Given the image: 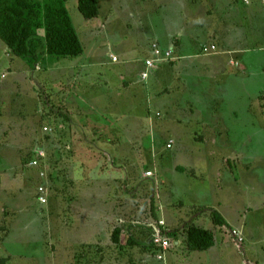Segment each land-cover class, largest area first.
I'll list each match as a JSON object with an SVG mask.
<instances>
[{
    "label": "rangeland",
    "instance_id": "obj_1",
    "mask_svg": "<svg viewBox=\"0 0 264 264\" xmlns=\"http://www.w3.org/2000/svg\"><path fill=\"white\" fill-rule=\"evenodd\" d=\"M65 1L91 65L86 82L83 74L80 77L81 85L92 81L97 93L113 92L105 80H126V71L133 64L123 67L124 73L108 64L94 68L95 63H108L117 55L143 61L148 54L146 47L149 44L152 49L154 44L151 39L161 34L180 35L181 43L173 55L174 63H167L170 70L164 74L169 78L167 83L166 79L162 83L158 81L157 87L149 90L152 104L145 111L144 106L136 104L138 100L143 101L144 88L136 98L132 96L135 89L127 88L131 93L125 99L122 117L129 130L122 131L119 142L112 133L114 124L105 126L110 130L107 132L111 140L116 141L114 145L120 144V148L116 150L100 142V132L105 127L93 115L94 122L85 137L94 148L86 147L84 152H78V164L77 159L71 162L74 153L66 148L64 136L44 139V147L49 148L50 144L54 147L52 154L45 151V159L36 166L31 164L42 150L38 140L41 129L45 132V128L51 127L56 131L58 128L60 134L68 132L61 120L57 122L59 126L51 121L39 119V124L35 121L42 117L39 112L42 104L49 103L47 100L52 97L49 91L52 85L42 86L34 70L18 77L16 82L14 75L5 79L0 75V104L5 103L0 105V110H13L8 115L0 114V264H122L113 259L117 256V250L110 245L113 230L118 225L123 230L130 227L128 220L146 219L152 197L157 210L167 215L174 232L181 233V244L165 255V260L148 251L142 261L136 259L143 252L140 245L134 249V259H131L135 264H264V101L262 108L258 103L262 80L246 76L229 79L226 73L206 61L207 58L203 62L187 60L190 64L183 68V51L189 54L196 47L191 40L200 33L198 24H205L206 30L220 27L221 21L216 15L221 14L220 9L214 12L206 0H96L99 15L87 20L78 10V0ZM226 1L219 0L223 4ZM250 8L254 12L256 3ZM210 11L213 12L209 14ZM256 22H259L258 15L252 18V31ZM9 53L0 38V72L14 70L9 69ZM16 58L19 61L13 65L24 68L25 61ZM54 77L57 81L53 87L60 89V95L67 93L65 88L72 79L71 74L59 72ZM243 79L247 80L245 84ZM183 82L188 88L184 94ZM70 85L76 86L75 91L80 83ZM50 102L43 104V110L55 113L53 101ZM95 103L92 106L100 111L96 114L114 109L100 101ZM16 109H21L20 117L16 116ZM144 115L146 120L137 118ZM25 125L27 129L21 136H14ZM10 130H13L12 136L8 137ZM170 140L172 148L167 146ZM57 147L62 153L56 152ZM80 159L86 163L80 164ZM176 167H187L192 176ZM147 171L153 175L146 176ZM41 186L47 191L46 204L37 201ZM84 192L94 193L93 198L85 200ZM30 202L41 216V227L34 214L28 218L24 213L6 238L17 215L15 210L23 209ZM189 202L199 204L200 208L188 206ZM213 210L224 215L227 225L213 222ZM138 212L141 217L132 218ZM106 214L109 216L106 223L100 225L99 219ZM191 214L201 217L196 226L214 233V249L191 251L187 248V225L180 221ZM94 220L95 228L90 226ZM191 220L186 223L195 221ZM240 227L243 229H237ZM234 229L244 237L241 246L232 236ZM94 230L102 234V241H96ZM126 240L125 236L124 243ZM5 248L9 249L4 251ZM7 252L18 256L8 263L1 258Z\"/></svg>",
    "mask_w": 264,
    "mask_h": 264
},
{
    "label": "crops",
    "instance_id": "obj_2",
    "mask_svg": "<svg viewBox=\"0 0 264 264\" xmlns=\"http://www.w3.org/2000/svg\"><path fill=\"white\" fill-rule=\"evenodd\" d=\"M196 1L198 0H194V2ZM206 1L208 2L210 6L212 5L210 9L211 10L214 9L213 10L214 12L216 11V9L218 8L220 9L221 14H216V15H217L218 20L221 21V25L218 28H215L212 26L213 30L211 28L206 30L205 24L203 23L198 24L197 28L200 31V33L197 35L195 34L191 40L193 43V46L196 45V47L193 50V52L189 54H186L183 51V59H184L183 68H188L187 64L189 62H187V60L188 61L191 60L193 62H203L206 60L204 58H207L206 61L213 63L214 67L217 66L219 72L226 73L229 79L231 77L236 78L238 76H242L243 78L248 77L249 79L252 78L253 80H262L260 91L258 92V100H259L258 103L261 104V108H262V105H263L262 101H264V0H227L226 3L224 4L220 3L219 0H206ZM253 3H256V10H254L252 14L250 7L252 6ZM213 11H210L209 14H211ZM257 15H258L259 22H256L254 24L253 31H252V18L253 17L256 18ZM88 28L90 29L92 27H88ZM207 37H209V41L207 40ZM180 39H181L180 35L161 34V35L153 36V39L151 40L159 44V46H161V48L165 50L172 49L173 55H174L176 54V52L178 51V47L180 46V43H181ZM211 45H215L216 50L208 54L203 53L202 48L204 46H211ZM146 48H147L148 54L146 55L145 59L148 58L151 54V49H150L149 44H148V47ZM8 52H9V49H8ZM86 53L87 52L84 49L83 54L79 57H76V58H79L77 62L73 61L74 58L56 59L45 53V54H41V60L37 63V65L34 68L30 67L25 61L26 64H24V68H21V69H19L16 65H13V63L19 60L15 56H13L11 53H9L10 54V59L8 61L9 69L13 68L14 70L9 71V72H5V71L0 72L1 78L4 75V79L7 78L9 75L16 76L14 79V82H16L18 77L25 75V74L29 75V70H34L35 75H37L41 79L42 86H47L49 88L50 85H52L51 88H49V91L52 97L51 99L49 98L47 101L49 103H51L50 101H53L52 110L55 111V113L48 111L46 108H44L43 110V107L49 103L45 104L42 102L44 106L42 104L41 110L39 111L42 113V117L39 119L42 122L51 121L55 123L57 126H59V123H57L58 120H61L62 123H64L62 124L63 128L67 129L68 132L66 131L61 132L60 134L59 133L60 131L58 130L56 132V135L60 134L66 137V141H67L66 148L72 151V153H74L71 159V162L77 159L76 164L79 163L77 153L84 152L85 151L84 148L87 147V149H89V147L93 146L91 145L92 143L86 140V137H85L89 135L87 132L89 125L92 122H94L92 119L93 115H95V120H98L100 124L104 125V127L106 125L113 126L114 124L112 133L114 134V136L122 137L123 136L122 131L125 129L129 130L128 127H125L126 125L122 117L123 112H125V109L124 111L122 109L124 107L125 99H128V95H130L131 93V92H128L127 88L131 87L135 89V91L132 93V96L135 98L141 92V89L144 88L142 91L144 95V99L143 101L138 100L136 104L144 106L143 109L145 111V109H147L146 106L147 105L149 106L152 104V99L149 96V93H150L149 90H151L152 88L155 89L157 87L158 81L162 83V81L166 79L165 83H167L169 78L164 76V74H168V72H170L169 65H167L166 63L162 65L161 68H159L158 70L152 72L147 83H144L140 79V74L144 70V60L145 59L143 61L140 58L132 60V59H127V58L117 55L118 57L117 62H113L112 59H110V62L108 63H105L104 61H100L99 63L98 62L95 63L93 67L95 68L96 65L98 64L101 66L104 64H108L110 68L123 71L122 69L123 67L130 65V63H132L133 66L126 71L127 72V75L125 76L126 80H122V79L112 80L110 78H107L105 80L107 84V88L112 89L114 91L97 93L96 91L97 87L92 83V81L87 82L89 84V87H87L88 85L87 83L83 84V86L81 85L80 77L84 75L83 80L84 82H86L85 78H87V75L90 74L91 72V68H90L91 65L90 64L88 65L89 61H88V57ZM105 56H107V54H105ZM81 57H84V59L82 60ZM174 59L172 61H175ZM260 64L261 66H258ZM190 66H193V65L191 64ZM59 72L71 74L72 76L71 81H68L67 86L65 85L66 86L65 89L67 90V93L62 94V95L59 94L60 89H57L55 86L53 87L54 83L57 81V78L55 79L54 75ZM123 72L125 73V71ZM257 73L261 74V76L260 77L257 76ZM138 81H141V84H145V85H143V87H136L138 85H141V84H138ZM246 81H247L246 79H243L244 84L246 83ZM73 82H75L76 85L77 83H80V85L77 86V90L75 91H74V88L76 86L70 85ZM126 83L127 85L125 87ZM189 88H192V86L189 85ZM51 89L57 90V91H55L54 93L52 92ZM187 89H188L187 84L183 82V94L185 93L184 91H186ZM88 98L90 100H88ZM97 101L103 102L104 105L107 104L114 109L112 111L104 109V111H102L103 114H96L97 112H100V111L98 109H95L92 106V104ZM0 103H1V100H0ZM4 104L5 103H2L0 105L4 106ZM249 107L251 111L252 105L250 104ZM9 111H13V110L12 109L7 110L3 108V110H0V114L3 113L2 116L8 115L9 113L8 114L6 113ZM15 111L17 113L16 116L20 117L22 113L21 109H16ZM61 111H62V114H61ZM90 111L91 113H89ZM47 112L50 113V116H47ZM145 116L146 115H144L143 117H137V118L139 120L140 119L146 120ZM25 126L26 128L24 130H21L17 134H14V136H21L23 131L27 129V125ZM107 130L110 131L108 127H105L101 130L100 133H104L108 135ZM12 131L13 130L9 131V134L7 135L8 137L12 136ZM16 131H19V130H16ZM224 131H229V130H224ZM41 133L42 135H44V133L42 132V129H41ZM24 134L27 136V133H24ZM73 138H75V140ZM77 140L78 142L76 143ZM5 144L13 148L10 141ZM111 146H114L116 150L120 148V144L111 145ZM82 157H85V156H82ZM83 163H86V161L80 159V164H83ZM185 168L187 169V167ZM187 170H190V169H187ZM183 173H186L187 175L192 176L191 172L190 173L183 172ZM93 196H94V193L92 192H89V193L84 192L83 194V198L85 200L87 198L92 199ZM188 204H189L188 206L190 207L194 206L195 208H200L199 204L195 205L194 203H190V202ZM205 207H207V205H205ZM35 210L36 209H34V204L31 202L28 203V205L25 206L23 209L15 210L17 215L12 224L10 232L8 233L6 238L10 237L12 230L17 227V218L20 217V215L24 213H26L24 216L28 218L34 214L36 216L35 219L38 220V225L41 227V223L39 220L41 216L37 214ZM134 212H137V211H134ZM159 212H162V211L159 210ZM163 213L164 212H162V214ZM220 214L225 219L224 215L222 213ZM133 216L134 217L132 218H135V216L139 218L141 217V214L140 212H138L136 214H133ZM189 216L190 217H187L186 219L181 218L180 223L189 225L186 222L188 219L190 220L192 219L191 221L195 220L193 221L195 224L196 221L198 222V220L201 219V217H198L197 215L191 214ZM107 217H109L108 214L103 215V218L99 219V224L101 225L102 223H106ZM159 217L160 219H164L166 221L167 226H169V229L172 232L174 230V227L168 222L167 215L163 214L161 216L159 215ZM118 220L119 219H116V221ZM127 222L129 223L130 227H127L126 229H124L125 231L123 230V233L125 232V234H123L121 238L120 245L115 247V252L117 250V256L113 257V259H117L118 262L122 264H125V263L135 264V260L131 261V259H134V256H133L134 249L140 247V245H142L143 247L142 251L144 252V254L143 252L140 253L138 256L139 258H136L137 260L142 261L145 255H147L148 251L151 252L152 255H155L156 257H158L160 251L159 249L157 250V247L153 246L151 242V230L147 229L145 223H142V221H137L133 219L130 221L128 220ZM90 223H91L90 226H93V228H95L94 225L96 223V220ZM132 223H136V225H133ZM237 229L242 230L243 228L240 227ZM95 232L96 231L94 230V237L97 238L96 241H102V239H100L102 234L100 232H97V233ZM105 232L106 234L104 236H107V231ZM127 235L133 238V241H134L133 243H129L127 242V240H126V243H124L123 239L125 236L127 239ZM179 235H181V233L177 232L176 240L171 239L172 247L165 253V255L170 254L175 248V246L177 247L181 244ZM138 237L139 239H141L142 242L138 240ZM183 243H184V240H183ZM128 246L132 249L130 248L128 249L127 248ZM214 248L215 246L205 251H209ZM7 249L9 248H5L4 251ZM165 255H164L163 260H165ZM17 256L18 255H14L13 253L7 252L6 255L2 256L1 258L6 259V262L10 263L12 259Z\"/></svg>",
    "mask_w": 264,
    "mask_h": 264
},
{
    "label": "trees",
    "instance_id": "obj_3",
    "mask_svg": "<svg viewBox=\"0 0 264 264\" xmlns=\"http://www.w3.org/2000/svg\"><path fill=\"white\" fill-rule=\"evenodd\" d=\"M78 10L87 20H92L99 15V5L96 0H78ZM0 38L13 56L26 61L32 68L41 60V54L46 53L53 58L64 59L79 57L84 52L82 41L74 26L65 0H0ZM166 63L172 65L174 62L172 60L162 62L151 73ZM149 78L143 82L147 83ZM35 121L38 124L41 122L39 118L35 119ZM50 129L51 131L46 132L43 137L40 132L38 139L40 142L39 148L46 151L49 155L52 154L51 150H54V147H52V144H50L49 148L44 147L43 140L53 139V137H60L62 139L61 137L64 136H60V134L56 135L57 131L51 127ZM57 130L59 129L57 128ZM108 135L104 133L100 134V142L114 145L116 141H112V138ZM64 138L66 137L64 136ZM117 138L119 142L122 141L120 136H117ZM56 149V152L62 153L59 147ZM177 170L190 173L189 170L183 167H177ZM154 204L152 197L150 213L146 215V219L140 220L147 221L145 223L147 229H150L147 224L157 222L160 219L159 211ZM211 219L216 225H227L226 220L217 210L211 212ZM186 227L185 241L189 250L205 251L215 245V236L212 231L196 226L194 223ZM176 235L177 232H174V230L169 233V237L173 240H176ZM122 236L123 228L117 226L113 230L110 245L114 248L119 246ZM127 242H134L133 238L129 235L127 236ZM100 249L104 250L102 247Z\"/></svg>",
    "mask_w": 264,
    "mask_h": 264
},
{
    "label": "built area",
    "instance_id": "obj_4",
    "mask_svg": "<svg viewBox=\"0 0 264 264\" xmlns=\"http://www.w3.org/2000/svg\"><path fill=\"white\" fill-rule=\"evenodd\" d=\"M152 56L145 60V70L141 72L140 79L142 81H146L149 78V75L152 70L156 69L159 64L162 62H168L170 60H173V50L172 49H163L159 44L154 42V44L151 46ZM216 50L215 45L211 46H204L202 48L203 53L208 54ZM112 61L117 62L118 57L112 56ZM45 132H50L48 128H45ZM173 142L171 141L168 143V148L172 147ZM45 151L41 150L39 151L34 160L32 161V165L36 166L40 162V160L45 159ZM153 174L151 171L146 172V176L151 177ZM38 200L41 204L47 203V191L45 186H41L38 188ZM147 226L151 230V242L152 244L159 248V255L158 258L163 260L165 253L168 251L169 248L172 247V241L169 237V233H171V230L169 229V226H167V223L164 219H159L157 222H152L147 224ZM233 238L235 239L236 243L238 245H242L244 243V237L242 233L238 230H232L231 231Z\"/></svg>",
    "mask_w": 264,
    "mask_h": 264
}]
</instances>
